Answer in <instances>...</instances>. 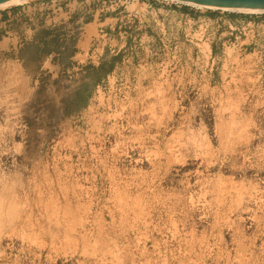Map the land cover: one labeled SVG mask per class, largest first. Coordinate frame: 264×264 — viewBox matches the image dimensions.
I'll list each match as a JSON object with an SVG mask.
<instances>
[{"label": "rangeland", "instance_id": "obj_1", "mask_svg": "<svg viewBox=\"0 0 264 264\" xmlns=\"http://www.w3.org/2000/svg\"><path fill=\"white\" fill-rule=\"evenodd\" d=\"M6 11L0 264H264V15ZM44 30L58 50L37 59Z\"/></svg>", "mask_w": 264, "mask_h": 264}, {"label": "bare ground", "instance_id": "obj_2", "mask_svg": "<svg viewBox=\"0 0 264 264\" xmlns=\"http://www.w3.org/2000/svg\"><path fill=\"white\" fill-rule=\"evenodd\" d=\"M38 0H8L5 2L0 3V11H4L13 7L23 6L29 4L31 2H35ZM166 2H174L190 7H195L200 10H211V11H223V12H230V13H237V14H246V15H264V9H244V8H230V7H215L210 5H204L199 3H194L190 1H183V0H163ZM135 6V5H134ZM134 9V8H133ZM2 42V41H1ZM3 45V44H1ZM208 51L210 49L205 46ZM5 217V216H3Z\"/></svg>", "mask_w": 264, "mask_h": 264}, {"label": "trees", "instance_id": "obj_3", "mask_svg": "<svg viewBox=\"0 0 264 264\" xmlns=\"http://www.w3.org/2000/svg\"><path fill=\"white\" fill-rule=\"evenodd\" d=\"M59 42V35L56 33H54V31L52 30H44L41 33V37H40V43L37 44L35 47L36 49V56L37 59H41V57L43 55H50L52 54L54 51L58 50V48L56 47L55 49L49 48L51 45L54 44V46H56ZM42 44V45H40ZM30 45H28L29 47ZM113 67V64L110 66V68H108L104 74L108 73L110 71V69ZM89 96L90 95H86L85 97H83V103L82 106H86L89 100Z\"/></svg>", "mask_w": 264, "mask_h": 264}, {"label": "water", "instance_id": "obj_4", "mask_svg": "<svg viewBox=\"0 0 264 264\" xmlns=\"http://www.w3.org/2000/svg\"><path fill=\"white\" fill-rule=\"evenodd\" d=\"M8 0H0V3ZM46 1V0H41ZM215 7L264 9V0H183Z\"/></svg>", "mask_w": 264, "mask_h": 264}, {"label": "crops", "instance_id": "obj_5", "mask_svg": "<svg viewBox=\"0 0 264 264\" xmlns=\"http://www.w3.org/2000/svg\"><path fill=\"white\" fill-rule=\"evenodd\" d=\"M66 1H68V0H66ZM69 7H70V11L66 14V16L67 15H71V14H75V12L77 10H78L79 13H81L82 15H84V13H82L83 12L82 11V6L78 2H76V1H74V2L73 1L72 2L69 1ZM28 10L30 11L31 9H28ZM4 11H6V10H4ZM24 12H26V8L24 9ZM18 17H19V14L18 13L12 12V11H6L5 13H0V23H4V24L11 23L14 20H18ZM93 17L95 19L94 20L95 22L101 21V20H99V13H97ZM70 18H72V17H70ZM6 39H7L8 46H10L12 44V42H13V39L11 38L10 35Z\"/></svg>", "mask_w": 264, "mask_h": 264}, {"label": "built area", "instance_id": "obj_6", "mask_svg": "<svg viewBox=\"0 0 264 264\" xmlns=\"http://www.w3.org/2000/svg\"><path fill=\"white\" fill-rule=\"evenodd\" d=\"M252 25V23H248V26L247 27H250Z\"/></svg>", "mask_w": 264, "mask_h": 264}]
</instances>
